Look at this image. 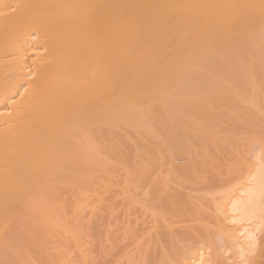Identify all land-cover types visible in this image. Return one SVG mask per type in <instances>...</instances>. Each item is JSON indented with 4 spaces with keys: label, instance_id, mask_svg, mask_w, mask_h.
<instances>
[{
    "label": "bare ground",
    "instance_id": "obj_1",
    "mask_svg": "<svg viewBox=\"0 0 264 264\" xmlns=\"http://www.w3.org/2000/svg\"><path fill=\"white\" fill-rule=\"evenodd\" d=\"M0 264H264V0H0Z\"/></svg>",
    "mask_w": 264,
    "mask_h": 264
},
{
    "label": "rangeland",
    "instance_id": "obj_2",
    "mask_svg": "<svg viewBox=\"0 0 264 264\" xmlns=\"http://www.w3.org/2000/svg\"><path fill=\"white\" fill-rule=\"evenodd\" d=\"M121 245H123V243H121Z\"/></svg>",
    "mask_w": 264,
    "mask_h": 264
}]
</instances>
